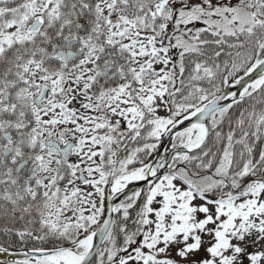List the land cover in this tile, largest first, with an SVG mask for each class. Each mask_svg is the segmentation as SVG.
<instances>
[{
    "label": "snow or ice",
    "instance_id": "snow-or-ice-1",
    "mask_svg": "<svg viewBox=\"0 0 264 264\" xmlns=\"http://www.w3.org/2000/svg\"><path fill=\"white\" fill-rule=\"evenodd\" d=\"M0 264H264V0H0Z\"/></svg>",
    "mask_w": 264,
    "mask_h": 264
}]
</instances>
